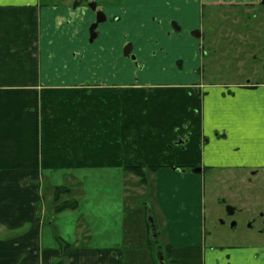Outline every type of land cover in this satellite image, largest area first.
Returning <instances> with one entry per match:
<instances>
[{"label": "crops", "instance_id": "1", "mask_svg": "<svg viewBox=\"0 0 264 264\" xmlns=\"http://www.w3.org/2000/svg\"><path fill=\"white\" fill-rule=\"evenodd\" d=\"M65 1L0 0V264H125L119 244H92L98 234L82 228L80 221L62 248L44 237L48 211L57 215L53 194L58 187L45 178L107 171L131 175L126 171L131 167L158 168L153 181L161 195L154 215L166 246L172 247L174 264H238L242 248H202L201 189L208 170L243 176L264 170V154L241 155L240 148L229 145L236 137L257 143L264 135V42L263 56L253 61L246 83L207 84L199 63L186 73V56L183 72L159 82L106 75L99 67L110 64V58L100 48L115 46L124 32L135 29L108 21L100 27L99 46L89 51L88 25L94 15ZM171 2L180 8L181 0L152 4L160 25L148 24L144 15L134 19L139 22L136 32H148L144 45L159 41L179 52L193 43L189 32L201 29L198 12L190 8L170 17L169 10L175 9ZM209 3L246 11L264 6L262 0H203L201 5ZM102 6L109 20L123 15L120 7ZM171 18L183 32L161 40L157 33L166 37ZM171 63H165L164 73ZM231 128L240 134L232 136ZM196 167L203 169L201 176L192 171ZM174 183L180 201L168 203ZM74 185L83 190L75 196L80 200L84 185ZM248 253L251 262L264 261V250Z\"/></svg>", "mask_w": 264, "mask_h": 264}, {"label": "rangeland", "instance_id": "2", "mask_svg": "<svg viewBox=\"0 0 264 264\" xmlns=\"http://www.w3.org/2000/svg\"><path fill=\"white\" fill-rule=\"evenodd\" d=\"M157 1L164 0H123V3L119 0H97L99 6L104 4L120 5L121 15H123L120 16L121 22L119 23L130 26L131 30H136L139 26L138 20L134 22V19L139 15H144L148 24H159L158 22L162 18L154 15L155 8L152 5ZM42 2L44 5H53L61 4L63 0H42ZM202 2L203 0H181L180 8L171 2L172 7L170 8L175 9L169 10L170 17H173L190 8L195 9L200 20L198 27L201 28L203 34L200 40L189 35L192 44L185 45L179 49V52L178 48L170 50L166 55L161 49L164 46H160L163 45L162 42L155 41L157 44L146 46L143 41L145 37L149 38L148 32L143 34L134 30L131 32V39H136V41L133 40L135 54L143 68H137L133 62L126 59L120 48L121 43L116 42L115 46L110 48L108 46L103 47L104 49L100 48L101 53L110 58V64L100 66V71L105 72L106 75L116 72L115 74L127 77L140 76L139 80L149 79L150 82H159L171 79L174 71L183 72L186 60V63L189 62L185 68L186 73L190 67L199 63V74L207 84L219 83L228 86L235 83H246L248 81L247 74L252 72L253 61L263 56L264 6L246 11L240 7L223 5L222 2L216 3V5L209 3L205 6L201 5ZM64 3H68L72 7L74 0H66ZM127 15L130 19L124 17ZM171 20L175 21L176 19L171 18ZM89 27L90 24L88 30ZM189 28L191 27H188L187 30ZM194 30L196 29L194 28ZM162 33V31L157 33L161 40L171 39V36L162 37ZM139 34L143 37H139ZM100 42L99 39L92 47L89 45L91 48L89 51L97 48ZM74 53L79 54L78 51ZM184 57L185 60L182 59ZM157 58L161 59V62L153 61ZM179 61L180 64L177 63ZM170 62H172L170 64L172 68L169 72L167 70L164 73L163 71L167 67L165 63L169 64ZM154 65L158 66L157 70H155L156 66L155 69L153 68ZM236 130L237 128H231L232 136L240 134ZM237 138L239 137L233 138L234 140L229 143L233 149L240 148L237 153L245 156L255 153L264 154V135L262 133L259 141H256L257 143L248 138ZM258 159L260 162L261 158ZM242 160L247 163L245 158ZM164 165L169 164L166 162ZM238 173L208 170L204 175L201 189L203 220L199 230L205 238L202 248L208 251L216 248V251L224 249V252L228 248H235L234 251L238 250L236 248H242L239 251L242 258L238 257V264H264L262 258L259 262H251L248 259L250 256L248 252L264 250V173L260 172L261 175L256 178L250 174L240 177ZM82 175L85 173H77L74 178H64L61 175L45 178L53 185L72 187L78 195H82L83 190H80V185L70 186L78 181L84 185V195L80 196V205L75 211H66L57 215L48 211L43 226L44 237L62 248L63 240L71 242L70 238L75 232V224L80 221L83 223L82 228H87L92 234H98L92 240V244L105 246L119 244L123 248V252H126L125 264H153L143 219L144 223L149 220L151 209H148L147 216V204L151 206L154 214L156 209L158 210L161 194H159L157 182L153 181L155 180L154 175L151 174V184L148 187L140 185L139 179L135 175H126L123 171ZM71 179H74L73 182L69 181ZM178 197V187L175 183L170 184L167 202L180 201ZM181 197L183 198L184 195L181 194ZM229 206L236 209L234 216H229L227 210ZM254 220L255 222H253ZM249 226L253 228H249ZM188 229L191 230V228ZM157 230L160 234V244L165 248L164 232L160 230L158 224ZM126 248H131V253ZM155 256L157 259V253ZM169 264H173V262H169Z\"/></svg>", "mask_w": 264, "mask_h": 264}, {"label": "trees", "instance_id": "3", "mask_svg": "<svg viewBox=\"0 0 264 264\" xmlns=\"http://www.w3.org/2000/svg\"><path fill=\"white\" fill-rule=\"evenodd\" d=\"M157 169H158L157 167H151L147 169H144L141 167H131V168H127L126 171L128 173L135 175L139 179L140 185L148 187L151 184V174H155ZM76 195H78V193H76V191L72 187H66V186L56 187L54 190V194H53V207H54L55 213L61 214L66 211L77 210L79 208L80 203H79V200L75 197ZM148 205L149 204H147L146 206L147 216H148V209L152 210L151 206L150 205L148 206ZM152 214L154 216L156 227H157V222H156V218L153 213V210H152ZM145 223L143 219V225H145L146 231H147L146 233L148 235L147 243L149 247L151 248V252H152L153 264H158V261L155 255L159 250L163 251L166 264H169V262H173L174 264V260L172 259V247L166 246L165 248H163V246H161L160 241H159V238H160L159 232H158V237H157L158 242H155L154 239L152 238V229H151V225L149 221L146 220Z\"/></svg>", "mask_w": 264, "mask_h": 264}, {"label": "flooded vegetation", "instance_id": "4", "mask_svg": "<svg viewBox=\"0 0 264 264\" xmlns=\"http://www.w3.org/2000/svg\"><path fill=\"white\" fill-rule=\"evenodd\" d=\"M121 3H123V0H119ZM263 1L264 0H262V5H264L263 4ZM75 3H78L79 5H78V7L76 8V9H74V5L72 6V9H74V10H81V12L83 13V14H85V13H87L88 11L89 12H91L93 15H94V20H93V22H91L90 23V27H91V25L92 24H94L95 22H96V15H97V12H99V11H102L103 13H105V11L103 10V6H99L98 5V2H97V0H90V1H87V0H74V4ZM90 3H96V6H97V9H96V11H93L92 10V8L90 7ZM116 7H120V5L119 6H116ZM142 10V9H141ZM141 10H139V11H141ZM105 15H106V13H105ZM107 16V15H106ZM108 21H110L111 23H119V22H121V20H120V16L119 15H115L114 16V18H112V19H108V17H107V21L106 22H104V23H101V24H99L98 25V27H97V29H96V32L98 33V38L94 41V43H90L89 42V39H90V37H89V31H88V43L89 44H91V45H93V44H95V42H97V40H99L100 38H101V31H100V27L103 25V24H106ZM162 20L160 21V22H158L159 24H162ZM175 24V27H173V25ZM89 27V28H90ZM199 29H196V30H194L193 32H195V31H198ZM199 31H201V30H199ZM183 32V28H182V26L181 25H179L176 21H172L171 22V30L170 31H167L166 32V35L165 36H173V34L174 33H177L178 35L179 34H181ZM193 32H190V34L189 35H191V36H193L192 35V33ZM139 37H143V36H141L140 34L138 35ZM121 37V36H120ZM137 37V36H136ZM203 37V34L201 33V38ZM119 42H121V45L120 46H122L121 47V49H122V54H123V52H124V49L126 48V47H128L129 45H131V47H132V51H131V53H130V55L128 56V57H125L124 56V54H123V56L126 58V59H128V60H130L131 62H133L134 63V65L137 67V68H140V69H142L143 68V66H140V63H139V61H138V56L135 54V45H134V41L131 39V33H128V32H124L123 33V37L121 38V41H119ZM162 49V52H164V53H166V55H167V53H168V49L166 48V47H162L161 48ZM135 56L136 57V60H132V56ZM200 73V72H199ZM181 145L182 146H184V143H183V141H182V143H181ZM198 168H201V167H198ZM194 169H197V168H193L192 169V171L194 170ZM203 170V169H202ZM260 172L261 173H264V170H259V169H256V170H251L250 172H249V174L251 175V176H253V177H257V176H259V175H261L260 174ZM248 175V174H247ZM238 176H240V177H243V175H242V173H240V174H238ZM264 176V175H263ZM263 182H264V179H263ZM235 209V208H234ZM235 213H236V209H235ZM235 213L233 214V215H230L229 213V216H234L235 215ZM253 222H255V220L253 221ZM249 228H253L252 226H249ZM261 233V232H260Z\"/></svg>", "mask_w": 264, "mask_h": 264}, {"label": "water", "instance_id": "5", "mask_svg": "<svg viewBox=\"0 0 264 264\" xmlns=\"http://www.w3.org/2000/svg\"><path fill=\"white\" fill-rule=\"evenodd\" d=\"M87 1H90V0H87ZM263 4H264V1H263ZM78 5H79L78 3H75L74 9H76L78 7ZM90 7L92 8L93 11H96V9H97L96 3H94V4L90 3ZM96 16H97L96 22L94 24H92L91 27L89 28V37H90L89 42L91 44L94 43V41L98 38V33L96 32L98 25L107 21V16L102 11L97 12ZM173 27H175V24L173 25ZM192 35L196 39H201V32L199 30L193 32ZM131 51H132V47H131V45H129L128 47H126L124 49V52H123L124 56L128 57L130 55ZM132 60H136V57L134 55L132 56ZM193 172H194V174H201L202 169L197 168V169H194ZM227 210H228V213L230 215H233L235 213V209L233 207L229 206L227 208ZM149 222H150L151 228H152V237H153L154 241L157 242V235L158 234H157V229H156V225H155V220L153 218L151 211L149 212ZM157 259H158L159 264H166L164 253L161 250L157 253Z\"/></svg>", "mask_w": 264, "mask_h": 264}]
</instances>
